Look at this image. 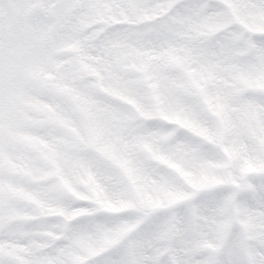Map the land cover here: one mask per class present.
I'll use <instances>...</instances> for the list:
<instances>
[{
    "label": "snow or ice",
    "instance_id": "obj_1",
    "mask_svg": "<svg viewBox=\"0 0 264 264\" xmlns=\"http://www.w3.org/2000/svg\"><path fill=\"white\" fill-rule=\"evenodd\" d=\"M0 264H264V0H0Z\"/></svg>",
    "mask_w": 264,
    "mask_h": 264
}]
</instances>
